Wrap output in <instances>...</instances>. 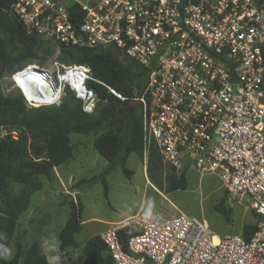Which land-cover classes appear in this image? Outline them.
I'll use <instances>...</instances> for the list:
<instances>
[{"label":"built area","instance_id":"obj_1","mask_svg":"<svg viewBox=\"0 0 264 264\" xmlns=\"http://www.w3.org/2000/svg\"><path fill=\"white\" fill-rule=\"evenodd\" d=\"M57 1L16 0L10 10L28 35L55 45L44 65L10 77L41 80L29 96L11 81L26 106L57 107L68 90L92 114L98 99L87 85L97 83L140 106L144 149L154 144L176 175L216 174L228 199L258 219L248 240L226 234L214 243L205 221L140 210L99 233L112 264H264V0ZM71 4L82 13L75 24ZM60 45L118 51L145 68L143 90L123 97L86 65L59 62ZM6 136L17 133L0 127Z\"/></svg>","mask_w":264,"mask_h":264},{"label":"trees","instance_id":"obj_2","mask_svg":"<svg viewBox=\"0 0 264 264\" xmlns=\"http://www.w3.org/2000/svg\"><path fill=\"white\" fill-rule=\"evenodd\" d=\"M67 11L73 24L82 15L78 6L73 4ZM39 40L43 39L26 33L12 11L0 10V78L13 51H20L19 59L27 58ZM59 51V62L86 65L93 79L104 83L125 98H130L134 91L140 93L145 86V68L124 56V60L118 58L121 54L110 47L89 49L60 45ZM87 86L95 92L98 99L92 114L83 113L80 102L68 90L59 106L38 108H28L19 93L4 95L0 90V127L17 131L16 139L10 136L0 139V233L6 237L0 242L7 247L13 239L20 216L29 206L31 196L42 187L39 178L52 180L54 168L71 160L70 134L88 135L107 127L108 130L93 139L92 147L106 162L119 165L125 175V163L129 155L141 153L144 149L140 106L129 101H120L97 83L89 82ZM150 145V160L156 158L159 162L162 161L155 145ZM169 169L172 173L166 177L167 190H185V173L176 175ZM84 182L79 181L72 188L77 189ZM103 183L106 193L104 180ZM69 208V217L58 233L59 256L66 249L77 247L74 236L81 231L80 204L70 201ZM215 210L228 221L223 200L216 204ZM254 216L257 223V216ZM256 223L242 227L240 235L243 239L250 238L256 229ZM119 235L124 244L130 233L124 230ZM82 253L83 258L77 264H112L99 235L86 241ZM0 264L49 262L41 252L40 244L34 241L25 249L17 243L13 257L9 260L0 258Z\"/></svg>","mask_w":264,"mask_h":264},{"label":"rangeland","instance_id":"obj_3","mask_svg":"<svg viewBox=\"0 0 264 264\" xmlns=\"http://www.w3.org/2000/svg\"><path fill=\"white\" fill-rule=\"evenodd\" d=\"M7 40V37L2 35ZM55 45L50 41L39 40L32 54L19 59L20 51H13L0 78V90L4 95L16 94L12 87L15 77H10L27 64L39 66L52 56ZM118 58L124 60L122 55ZM7 132L14 131L6 129ZM108 130L103 127L88 135L70 134L72 158L65 164L54 168V178L39 180L42 187L31 198L26 211L20 216L18 225L8 248L13 257L15 246L19 243L27 248L32 242L40 244L41 252L50 255L42 247L46 238H54L58 242V233L67 221L69 202L81 206V231L76 235V243L83 244L87 239L99 234L111 223L126 221L140 210H152L166 217L184 213L205 221L217 238L226 234L240 235L244 225L255 224L256 218L246 206H240L228 199L225 190L216 174L198 175L186 173L187 188L169 192L166 177L171 170L158 159L150 160L149 149L141 153L130 154L126 160L127 174L117 164H110L101 158L93 149V139ZM17 132V131H15ZM106 193L104 192V183ZM85 181L80 187L72 186ZM223 200V207L228 212V221L215 210L216 204ZM100 230V231H98ZM70 249V250H68ZM60 254L62 264H77L83 258L82 251L68 248Z\"/></svg>","mask_w":264,"mask_h":264},{"label":"clouds","instance_id":"obj_4","mask_svg":"<svg viewBox=\"0 0 264 264\" xmlns=\"http://www.w3.org/2000/svg\"><path fill=\"white\" fill-rule=\"evenodd\" d=\"M5 235L0 233V241L5 239ZM41 247L48 253H55L58 250V242L54 238H46L42 241ZM11 254V250L6 244L0 242V258H6ZM49 264H60L59 255H50Z\"/></svg>","mask_w":264,"mask_h":264},{"label":"bare ground","instance_id":"obj_5","mask_svg":"<svg viewBox=\"0 0 264 264\" xmlns=\"http://www.w3.org/2000/svg\"><path fill=\"white\" fill-rule=\"evenodd\" d=\"M37 74H38V76H40L39 73H37ZM27 80H29V79L27 77H23L22 74L16 75V77H15L16 86L20 89V91L25 93L27 96H29V93H32L33 91L38 89V87H42L43 86L41 80H37V81L34 80L35 82L33 81L32 83H29ZM33 99H35L36 102L40 101L39 99H36L34 97H33ZM213 242L214 243L217 242L216 236L213 237Z\"/></svg>","mask_w":264,"mask_h":264},{"label":"water","instance_id":"obj_6","mask_svg":"<svg viewBox=\"0 0 264 264\" xmlns=\"http://www.w3.org/2000/svg\"><path fill=\"white\" fill-rule=\"evenodd\" d=\"M16 0H0V10L4 12H9L11 10L12 5H14ZM55 5H61L57 0H52Z\"/></svg>","mask_w":264,"mask_h":264},{"label":"crops","instance_id":"obj_7","mask_svg":"<svg viewBox=\"0 0 264 264\" xmlns=\"http://www.w3.org/2000/svg\"><path fill=\"white\" fill-rule=\"evenodd\" d=\"M120 222H121V221H120ZM116 223H118V222H116ZM111 224H113V223H111ZM98 231H100V230H98ZM101 231H102V230H101ZM101 231H100V232H101ZM100 232H99V233H100ZM76 235H77V234H76ZM76 235L74 236L75 243H76ZM98 235H99V234H98ZM89 239H90V238H89ZM89 239H87V240H89ZM87 240H86V241H87ZM86 241H85L83 244H79V245L76 243L77 247L75 248V250L77 249L78 252H79V251H82V249H83V247H84ZM68 250H70V249H68ZM68 250L66 249L65 251H63V252L61 253V255L64 254V253H66V252L69 253ZM43 254H44V256H45L47 262H49V258H47V254H45V253H43ZM57 254H58V253H57ZM57 254H53V255H57Z\"/></svg>","mask_w":264,"mask_h":264}]
</instances>
